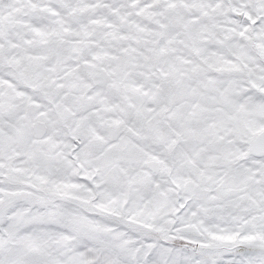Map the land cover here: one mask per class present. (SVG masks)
Listing matches in <instances>:
<instances>
[{"label": "snow or ice", "instance_id": "1", "mask_svg": "<svg viewBox=\"0 0 264 264\" xmlns=\"http://www.w3.org/2000/svg\"><path fill=\"white\" fill-rule=\"evenodd\" d=\"M0 264H264V0H0Z\"/></svg>", "mask_w": 264, "mask_h": 264}]
</instances>
